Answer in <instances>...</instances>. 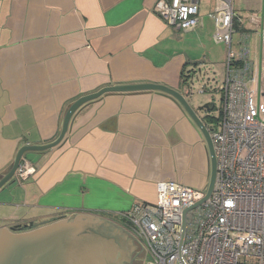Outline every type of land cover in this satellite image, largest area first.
<instances>
[{
  "label": "crops",
  "instance_id": "obj_1",
  "mask_svg": "<svg viewBox=\"0 0 264 264\" xmlns=\"http://www.w3.org/2000/svg\"><path fill=\"white\" fill-rule=\"evenodd\" d=\"M197 1L200 24L184 31L159 16L158 0H0V178L22 146L54 141L69 105L103 87L164 83L204 105L194 79L224 74L228 47L210 16L221 0ZM248 5L235 23L239 38L249 34L256 94L264 0ZM25 157L35 172L0 189V228L77 214L121 225L135 205L156 201L159 182L207 191L211 173L205 137L158 91L106 93L79 109L59 145Z\"/></svg>",
  "mask_w": 264,
  "mask_h": 264
},
{
  "label": "built area",
  "instance_id": "obj_2",
  "mask_svg": "<svg viewBox=\"0 0 264 264\" xmlns=\"http://www.w3.org/2000/svg\"><path fill=\"white\" fill-rule=\"evenodd\" d=\"M233 0H221L210 16L215 40L228 47L226 77L220 86L223 110L210 128L217 159L211 196L176 181H161L154 203L135 205L123 215L122 226L144 254V264H264V103L258 106L249 34L237 32ZM197 0H158L159 16L177 30L200 24ZM201 92H204L203 90ZM209 125V123H208ZM35 172L23 158L15 178L21 182Z\"/></svg>",
  "mask_w": 264,
  "mask_h": 264
},
{
  "label": "water",
  "instance_id": "obj_3",
  "mask_svg": "<svg viewBox=\"0 0 264 264\" xmlns=\"http://www.w3.org/2000/svg\"><path fill=\"white\" fill-rule=\"evenodd\" d=\"M139 91H158L173 97L207 141L211 165L210 181L205 197L184 211L183 239L187 212L207 200L215 185L217 159L213 139L208 122L200 114L203 110H212L213 104L205 103L195 108L180 90L164 83L146 81L111 85L77 98L67 108L61 132L54 141L42 145L27 144L18 150L13 163L0 178V189L8 182L15 181L16 171L27 152L43 151L59 145L65 139L74 116L85 104L106 93ZM137 248L122 225L100 215L77 214L69 218L61 216L38 227L30 222L0 228V264H127L132 262Z\"/></svg>",
  "mask_w": 264,
  "mask_h": 264
},
{
  "label": "rangeland",
  "instance_id": "obj_4",
  "mask_svg": "<svg viewBox=\"0 0 264 264\" xmlns=\"http://www.w3.org/2000/svg\"><path fill=\"white\" fill-rule=\"evenodd\" d=\"M233 8L237 11V13H240L243 16V19L245 20L247 15L249 14V8L248 0H233ZM239 40V33H235L233 37V48L234 50L238 49L237 41ZM257 54L255 52V49H253V57L256 61V67L258 69L259 74V82L258 86L254 87L256 89L255 94V100L258 106H261L262 103H264V82L261 80V75L264 72L263 69V58H264V51L260 48V50H256ZM223 74L222 71L219 72H211L210 74H203L200 76V78H195L192 88H193V94H194V101L195 102H210L214 104V108L212 110H207L208 115H210L213 120L209 122L210 128H216L219 124V119L222 114L223 110V101H222V92H220V86L223 84L225 77H226V71ZM200 88L204 90L203 93L200 92ZM192 94V95H193ZM188 96V95H187ZM191 95H189V100H192L190 98ZM120 224V223H119ZM240 264H245V260L241 259Z\"/></svg>",
  "mask_w": 264,
  "mask_h": 264
},
{
  "label": "flooded vegetation",
  "instance_id": "obj_5",
  "mask_svg": "<svg viewBox=\"0 0 264 264\" xmlns=\"http://www.w3.org/2000/svg\"><path fill=\"white\" fill-rule=\"evenodd\" d=\"M34 224V223H33ZM47 224V223H46ZM45 225V224H43ZM35 227H38L39 224H34ZM42 226V225H40ZM132 237V236H131ZM134 240V239H133ZM135 241V240H134ZM136 243V242H135ZM137 244V243H136ZM138 246V245H137ZM127 264H144V254L143 252L139 249V247L137 248V250L135 251V253L133 254V260L132 262H129Z\"/></svg>",
  "mask_w": 264,
  "mask_h": 264
},
{
  "label": "trees",
  "instance_id": "obj_6",
  "mask_svg": "<svg viewBox=\"0 0 264 264\" xmlns=\"http://www.w3.org/2000/svg\"><path fill=\"white\" fill-rule=\"evenodd\" d=\"M235 26H236V23H235ZM204 120L209 123L210 121L213 120V118L207 113V115L204 116Z\"/></svg>",
  "mask_w": 264,
  "mask_h": 264
}]
</instances>
